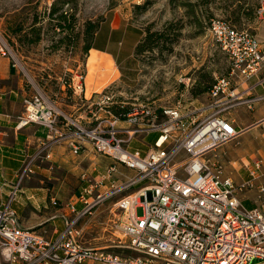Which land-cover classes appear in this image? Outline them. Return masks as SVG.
<instances>
[{"label": "built area", "instance_id": "1", "mask_svg": "<svg viewBox=\"0 0 264 264\" xmlns=\"http://www.w3.org/2000/svg\"><path fill=\"white\" fill-rule=\"evenodd\" d=\"M256 15L264 18V0ZM207 32L227 56L230 70L210 89L205 116L202 111L183 114L181 108L171 107L161 111L159 121L155 112L143 107L121 119L110 110L115 96L107 88L84 102L82 118L63 114L40 92L23 97L24 114L17 128L34 124L47 130L49 143L41 150L45 159L51 158L49 147L66 138L73 154L89 144L112 165L99 181H88L77 203L66 207L63 230L54 239L21 228L9 204L0 207V264H264V166L260 160L243 164L246 176L239 182L218 161L207 158L243 133L224 114L239 104L252 110L264 101V95L239 100L235 92V80L261 76L259 84H264V41L219 18L210 21ZM9 55L0 35V57ZM70 82L72 95L81 98L84 77L76 74ZM142 132L158 133L143 155L130 148L133 136ZM32 164L33 159L25 161L18 172L9 201L33 173ZM118 165L136 177L98 192L104 178L111 180L117 173ZM136 186V191L115 202L117 220L111 228L115 248L134 256L124 258L84 245L77 224L108 199Z\"/></svg>", "mask_w": 264, "mask_h": 264}, {"label": "rangeland", "instance_id": "2", "mask_svg": "<svg viewBox=\"0 0 264 264\" xmlns=\"http://www.w3.org/2000/svg\"><path fill=\"white\" fill-rule=\"evenodd\" d=\"M56 1L0 0V35L8 47L10 64L31 95L40 92L51 105L57 101L54 106L65 115L77 112L64 106L74 101L66 96L67 90L62 96L61 83L76 74L84 78L88 75L83 47L90 40L85 32L89 24L103 21L109 11L117 12L118 18L127 19L142 32L165 31V37L158 41L155 37L152 51L136 57L130 87H125L119 77L129 67L122 62L121 66L113 67L114 74L97 91L107 88L115 96L114 104L136 110L144 107L155 112L159 121L161 111L171 107L181 108L183 114L198 109L202 116L207 115V93H196L213 84L217 77H228L230 62L207 32L213 18L226 20L237 31L247 30L256 36L261 33L264 38V18L256 15L262 0H63L68 1L64 6ZM55 2L59 12L67 11L72 31L60 32L56 27L57 15L50 14ZM120 50L127 55L134 52L129 38L123 40ZM105 72L106 69L100 68V75ZM85 82L90 87L87 78ZM134 139V144L141 143L142 135L136 134ZM207 158L211 163L218 161L227 175L240 182L239 178L246 176L243 164L260 160L264 166V125L218 147ZM135 177V172L119 175L123 182ZM138 188L108 199L77 224L84 245L105 248L124 258L134 256L115 248L111 228L117 220L115 202ZM72 194L73 191L70 197ZM249 196L255 197V192ZM70 197L67 195L66 203ZM245 206L248 207L246 203ZM137 214L140 215L139 210Z\"/></svg>", "mask_w": 264, "mask_h": 264}, {"label": "crops", "instance_id": "3", "mask_svg": "<svg viewBox=\"0 0 264 264\" xmlns=\"http://www.w3.org/2000/svg\"><path fill=\"white\" fill-rule=\"evenodd\" d=\"M142 34V29L135 27L125 18H118L117 12L109 11L94 35L91 49L87 54L86 67L93 53L105 61L112 62L116 67L126 62L129 67L123 69L125 73L119 77L125 87H130L134 82L136 60L134 52L129 55L123 54L120 46L123 40L129 38L133 50ZM256 37L264 41L261 33ZM132 58L134 60L131 62ZM86 78L87 75L84 82ZM260 78L261 76L247 82L235 80L238 99H252L264 95V84H259ZM93 81L90 87L85 82L81 98L70 96L69 93L66 95L64 92L66 86L64 82L61 83L62 96L66 95L74 101L64 106L77 112L67 115L74 118H82L85 115L84 102L98 92L97 87L104 82V77L97 75ZM29 95L31 90L13 69L8 57H0V207L9 204L21 228L33 229L48 239H54L63 230V215H67L66 207L77 203V198L88 181H99L112 162L107 157L96 155L89 144H84L78 154H73L66 138L56 140L48 149L51 158L45 159L41 150L45 143H49L47 130L34 124L17 128L18 120L24 114L23 97ZM53 103L58 105L57 101ZM223 118L238 131H243L239 135L241 137L264 125V101L254 104L252 110L246 105H236L225 113ZM62 133L65 135L64 131ZM138 135H142L141 143L134 144V135L131 142L134 145L130 148L143 155L152 148L158 133L142 132ZM30 159H33V173L25 177L17 195L9 201L13 186L17 182L18 172L25 161ZM116 170L117 173L111 180L104 178L98 192L112 186L123 185L124 182L119 179V175L128 176L133 172L119 165ZM67 195L70 197L68 203L65 202L68 199ZM246 204L247 208L252 206L251 202ZM77 207L80 208L79 204Z\"/></svg>", "mask_w": 264, "mask_h": 264}, {"label": "trees", "instance_id": "4", "mask_svg": "<svg viewBox=\"0 0 264 264\" xmlns=\"http://www.w3.org/2000/svg\"><path fill=\"white\" fill-rule=\"evenodd\" d=\"M63 0H57L56 2H61L62 5L64 6L68 4V1H64ZM56 2L54 4L51 5V16L53 17L54 15H57L55 17V23H56V27L60 30V32H69L73 30V24L69 22V18L68 17V13L67 11L64 12H59L57 8H55V6L57 5ZM101 22H95L94 24H89L88 28L85 32V34L89 37V40L83 47V51L86 52L88 54V51L91 49V43L94 39V35L95 33L98 31ZM171 25V24H170ZM172 26H170L171 28ZM165 31H154V32H149V31H144L143 32V36L141 37V39L139 40V42L136 44V46L134 47V59L136 60V57L140 56V54H142L143 52L146 51H152V45H154V39L155 37L157 38V41L164 38L165 37ZM71 79V78H70ZM70 79L64 81V84L66 86V90L72 95V91L70 89ZM215 83V82H214ZM208 85L206 87H203L200 89V91L198 93H196V95H200L201 93H209L210 89L212 88V86L214 85ZM112 112L119 116L121 119H124L127 114L132 113L134 110L132 108L129 107H124L122 104H114L112 105L111 109Z\"/></svg>", "mask_w": 264, "mask_h": 264}, {"label": "bare ground", "instance_id": "5", "mask_svg": "<svg viewBox=\"0 0 264 264\" xmlns=\"http://www.w3.org/2000/svg\"><path fill=\"white\" fill-rule=\"evenodd\" d=\"M88 67V75L87 80L92 83L93 80L96 78V76H100V68L106 69V72L104 75V81L111 78V76L114 74V66L112 65V62L105 61L103 58H100L96 53H93L88 60L87 63Z\"/></svg>", "mask_w": 264, "mask_h": 264}]
</instances>
